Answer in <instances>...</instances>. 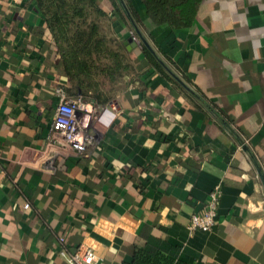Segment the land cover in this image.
Wrapping results in <instances>:
<instances>
[{
	"label": "crops",
	"instance_id": "obj_1",
	"mask_svg": "<svg viewBox=\"0 0 264 264\" xmlns=\"http://www.w3.org/2000/svg\"><path fill=\"white\" fill-rule=\"evenodd\" d=\"M95 2L97 34L124 65L97 56L74 76L58 49L70 40L35 2L0 0V264H69L61 236L69 251L92 248L97 264L140 248L178 264H264L254 165L264 175V0H200L181 29L152 25L130 0L143 37L193 94L149 62L117 0L120 13ZM58 86L102 110L79 151L48 138ZM216 186L214 226L190 231Z\"/></svg>",
	"mask_w": 264,
	"mask_h": 264
},
{
	"label": "trees",
	"instance_id": "obj_2",
	"mask_svg": "<svg viewBox=\"0 0 264 264\" xmlns=\"http://www.w3.org/2000/svg\"><path fill=\"white\" fill-rule=\"evenodd\" d=\"M33 1L44 16L47 28H49L55 35L57 34L62 41H64L63 38H65L66 35L67 39L70 40L67 41L66 44L65 42H62L64 43L63 45L68 47L66 52H63L62 49L60 50L59 47L58 49L61 52L62 57L66 56V58L69 59V66L72 67L74 76L77 75L83 67H86L90 60L97 56L110 58L118 61V65L119 62L122 63L121 65H124L122 62L124 56L120 52L121 50L113 52L105 44V38L97 34V30L99 29L98 21L104 16V12L97 6L95 2L96 0ZM123 1L124 6L127 7L129 13L132 15L133 19H135V24L139 23L138 13L133 6L130 5V0ZM111 2L112 7L120 13L119 6L115 4L114 0H111ZM140 2L152 25L165 26L170 29L190 27L200 5V0H140ZM141 49L149 62L159 67L155 64L152 55L144 45H141ZM126 68L128 69L127 66H125V69ZM121 69L125 70L124 66L123 68L118 66V70ZM117 73L119 75L120 71ZM78 85L81 88L83 86L80 83H78L77 86ZM86 85L89 87L88 84ZM63 242L62 245L66 246V242ZM66 249L69 251L67 246ZM121 264L178 263L171 256L164 254L160 248H140L133 252L131 261H122Z\"/></svg>",
	"mask_w": 264,
	"mask_h": 264
},
{
	"label": "built area",
	"instance_id": "obj_3",
	"mask_svg": "<svg viewBox=\"0 0 264 264\" xmlns=\"http://www.w3.org/2000/svg\"><path fill=\"white\" fill-rule=\"evenodd\" d=\"M56 97V109L50 123L49 140L55 142H64L70 145L76 151L83 148L84 142L89 140L88 131L93 127V123L99 121L102 116V110L98 106L92 105L81 96L69 98L63 89L58 86L54 90ZM221 191L216 186L209 192L208 198L202 209L189 217L187 228L190 231L208 232L216 222L217 209L220 203ZM24 208L29 205L24 203ZM58 241L60 249L58 256L64 258L69 264H97L95 251L90 247L81 245L75 250L68 251L61 236Z\"/></svg>",
	"mask_w": 264,
	"mask_h": 264
},
{
	"label": "water",
	"instance_id": "obj_4",
	"mask_svg": "<svg viewBox=\"0 0 264 264\" xmlns=\"http://www.w3.org/2000/svg\"><path fill=\"white\" fill-rule=\"evenodd\" d=\"M118 4L122 7V10L124 11L126 17L129 20L130 25L133 27V30L137 36V38L139 39L140 43L142 45H144L146 47V49L149 51V53L158 61V63H160L165 70L167 71V73L170 75V77L172 79H174L177 83H179L183 88L187 89L188 91H190L192 94L193 92L190 90V87L186 85V83H184L175 72H173L168 66L167 64H164L158 57L155 49L149 44V42L143 37L142 33L140 32L138 26H136L135 22H133V20L130 17L129 11L127 9L126 6H124L123 0H117ZM128 42L132 43L131 39L128 40ZM133 45V44H132ZM135 46V45H134ZM244 150H246V147H243ZM254 165L256 166V173L258 178L261 180L263 188H264V175L263 172L261 170V168L257 165V162H254Z\"/></svg>",
	"mask_w": 264,
	"mask_h": 264
},
{
	"label": "rangeland",
	"instance_id": "obj_5",
	"mask_svg": "<svg viewBox=\"0 0 264 264\" xmlns=\"http://www.w3.org/2000/svg\"><path fill=\"white\" fill-rule=\"evenodd\" d=\"M105 25H107L106 23H105V19H103V21H102V28H103V30H107V29H105L104 27H105ZM98 26L100 27V25L98 24ZM105 32V31H104ZM105 33H107V32H105Z\"/></svg>",
	"mask_w": 264,
	"mask_h": 264
}]
</instances>
